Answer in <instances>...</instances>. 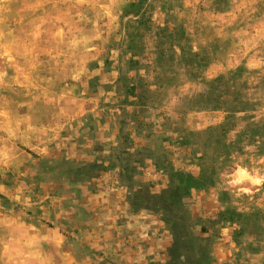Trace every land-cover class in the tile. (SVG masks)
<instances>
[{"label":"rangeland","instance_id":"rangeland-1","mask_svg":"<svg viewBox=\"0 0 264 264\" xmlns=\"http://www.w3.org/2000/svg\"><path fill=\"white\" fill-rule=\"evenodd\" d=\"M108 107L164 139L224 263L264 264V0H0V264L81 249L73 156Z\"/></svg>","mask_w":264,"mask_h":264},{"label":"crops","instance_id":"crops-1","mask_svg":"<svg viewBox=\"0 0 264 264\" xmlns=\"http://www.w3.org/2000/svg\"><path fill=\"white\" fill-rule=\"evenodd\" d=\"M111 108L76 138L82 151L66 199L81 249H18V264H227L221 217L202 209L164 139L127 117L128 107L120 116Z\"/></svg>","mask_w":264,"mask_h":264},{"label":"clouds","instance_id":"clouds-1","mask_svg":"<svg viewBox=\"0 0 264 264\" xmlns=\"http://www.w3.org/2000/svg\"><path fill=\"white\" fill-rule=\"evenodd\" d=\"M239 175H240V178H241V179L247 178V177H246V174H245L243 171H241V172L239 173ZM237 182H239V181H237ZM253 182H254V183H260L259 180H255V181H253Z\"/></svg>","mask_w":264,"mask_h":264}]
</instances>
